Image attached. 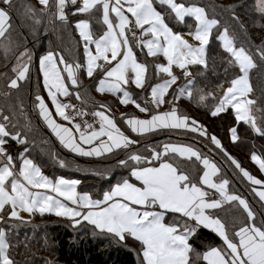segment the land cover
<instances>
[{
  "label": "snow or ice",
  "instance_id": "obj_1",
  "mask_svg": "<svg viewBox=\"0 0 264 264\" xmlns=\"http://www.w3.org/2000/svg\"><path fill=\"white\" fill-rule=\"evenodd\" d=\"M38 4V9L22 4L23 15L35 25L46 18L54 31L57 24L67 28L72 23L82 55L66 58L49 47L39 56L33 79L35 53L26 38L14 39L12 34L11 13L18 11L17 0H0L2 66L14 61L10 76L0 73L4 89L0 96L6 101L0 105V224L8 225L0 226V264H18L14 250L20 243L10 232L14 222L24 221L21 213L29 217L54 213L74 230L89 225L93 236L131 251L136 264H264V178L244 168L221 139L177 103L194 99L195 92L197 103L208 107L211 97L212 117L223 113L234 117L228 128L233 144L241 140V122L264 138V108L258 106L259 97L250 95L251 73L264 67V40L253 43L235 15L240 5L202 6L197 0H38ZM254 10L264 19V0H255ZM225 13L237 28L230 30L229 24L221 23L218 17ZM29 31L35 34L32 28ZM210 39L218 41L223 52L219 95L196 88L195 76L203 75L210 61L215 67V57L207 54ZM84 76L93 80L96 92L111 94L119 105H133L144 117L122 112L117 119L113 107L105 103H93L95 110L86 111ZM25 84L31 89V111L59 145L76 156L112 159L110 168L94 174L107 177L120 169L115 183L109 181L106 190L93 195L78 191V179L44 174L43 165L30 158L31 122L20 123ZM132 86L140 92L134 94ZM13 95L15 103L9 102ZM72 97L80 105L72 103ZM88 116L91 121L85 119ZM161 132L191 142L148 140ZM48 156L61 168L68 166L55 152ZM216 157L231 166V179ZM250 160L264 174V152L256 151L255 145ZM235 180L247 182L258 208L229 190ZM225 205L237 215L222 217ZM203 230L215 234L220 243H204ZM197 242L202 248L195 246Z\"/></svg>",
  "mask_w": 264,
  "mask_h": 264
},
{
  "label": "trees",
  "instance_id": "obj_2",
  "mask_svg": "<svg viewBox=\"0 0 264 264\" xmlns=\"http://www.w3.org/2000/svg\"><path fill=\"white\" fill-rule=\"evenodd\" d=\"M247 1L248 0H240L236 2L241 5L247 3L250 4ZM251 1L254 0H250V2ZM197 2L202 6L212 3L222 5L220 0H197ZM22 4H31L37 9L41 6L38 4V0H17L18 11L14 10L11 13L13 38H26L27 46L35 53L33 62V79L38 75L37 59L39 55L47 51L49 47L62 51L66 58L78 54L82 55V45L78 44L79 36L78 33L74 31L72 23H70L67 28L61 27L57 24L56 31L53 30L52 24H50L46 18L43 19L39 25H35L31 19H28L23 15L24 9L21 6ZM238 9H240V7ZM217 11H219V9H217ZM240 13L239 15L235 12V15L239 17L240 22L247 28V32L251 36L253 43H261V41L264 40V33L261 39L257 40L255 38L257 30L250 29L251 26L248 24L249 22L246 24L243 21L244 18L254 20L256 16H259L253 9L252 3L245 11ZM241 15H243L244 18L241 17ZM218 18L221 19V23L224 21L229 24L230 30L237 28V25L229 18L227 13ZM97 27L98 26L94 23V30ZM30 28L35 30V34L29 31ZM45 28H47V31H45ZM178 30L183 31V26H180ZM207 54L209 57H215V67L212 66V62L210 61L208 69L205 70L204 74L201 76H195L196 70L193 69L196 88L202 89L204 93L211 92L216 94L218 89L217 84L224 79V68L220 63L223 52L222 49L219 48L218 41L210 39ZM141 59H143V57H141ZM148 59L151 60V58ZM4 63L5 61L2 58V54H0V69L3 70L6 68L8 75L10 76V67L14 61L9 59L6 62L8 65L7 67L2 66ZM262 74H264V67L253 70L251 73V84L253 86V91L255 92L254 96L260 98L258 100V106L264 108V78H262ZM229 75H231V73H229ZM82 79L83 84L88 86L87 92L91 93V90L93 89V80L87 77H82ZM2 81L3 77H0V91L4 90ZM30 90V85L25 84L20 93L21 98L24 101V117H20V123L25 124L30 121L33 129L29 135L28 146L30 149V158L42 164L43 172L49 177L67 176L78 179L81 181L78 189L80 191H90L93 195L101 189L109 186V181L115 183L116 179H118L121 174L120 169H114L107 177H101L98 175L96 177L93 176L96 171H104L105 168H110L114 163L113 160L107 161L105 159H95L93 162L101 164V169H94V171L88 170L81 173L79 167L75 169L76 165L68 164L67 167L61 168L58 163L53 162L49 158L48 153L55 152L57 157L58 154H60L64 160L68 161L73 153H65L62 147V149H60L55 137L51 135L47 127L43 125V122L31 111V98L28 95ZM131 91L134 94L140 92V90L133 87L131 88ZM94 94L95 92L93 91V95ZM93 95L88 97V103L83 105L91 111L93 103L97 105L100 104L98 98L96 96L93 98ZM111 101L115 104L114 100ZM9 102L15 103V95L9 98ZM5 103L6 101L4 97L0 96V105H4ZM177 103L181 110L196 118L200 123L207 127L210 133L215 134L221 139L227 151L234 156L244 168L248 169L254 175H257L258 178H264V174H260L258 168L250 160V153L253 150V145H255L256 151L264 152V138L253 135L247 125H244L243 122H241V125L239 126L241 140L233 144L230 141L228 128L234 124V117L228 113H223L219 117H212L208 111V107H211L213 103L211 97L206 101L208 107L198 104L196 98L192 100L181 98ZM127 113L133 112L129 111ZM25 117L27 119H25ZM158 138H161V140H159L161 142L169 139L173 142H191L182 135L178 136L175 133L165 134L162 132L154 135L149 141H158ZM45 141H47V143H45ZM11 149L15 155L17 146L14 143L11 145ZM216 160L221 165L222 169L227 170L226 174L231 179V166L220 157H216ZM185 166H190V164L186 162ZM83 176L87 177H84L82 180ZM246 183L247 182L235 180L229 190L237 191L239 194L244 195L249 200L250 204H253L255 208H258L259 205L255 203V200L258 198H254L253 194L249 192ZM94 186H97V189L92 191L91 189ZM220 215L227 219L230 216L237 215V212L235 209H231L229 205H225L223 210H220ZM5 226L6 228L8 227L6 224ZM10 236L14 238V242L20 243V246L14 250V255L18 264H46V260L52 261L53 264H136L135 256L131 251H128L122 246L111 243L103 237L93 236L91 226L85 225L83 228L78 226L77 229L74 230L67 219L53 217L52 215H40L37 213L32 215L29 219H24L23 222H14ZM200 236L204 243H211L213 245L220 243L215 234L210 233L208 230H203ZM26 237L28 238L27 240H25ZM25 244H27V247H25ZM195 246L199 249L202 248L203 245L197 242Z\"/></svg>",
  "mask_w": 264,
  "mask_h": 264
},
{
  "label": "rangeland",
  "instance_id": "obj_3",
  "mask_svg": "<svg viewBox=\"0 0 264 264\" xmlns=\"http://www.w3.org/2000/svg\"><path fill=\"white\" fill-rule=\"evenodd\" d=\"M221 1V3H222V5H227V4H236V5H240V9H238L236 12L239 14L240 12H243V11H245L248 7H249V5L252 3V7H253V9H254V4H255V0L254 1H251L250 2V0H248L247 2H249L250 4H245V5H241V4H237V2L236 1H240V0H220ZM246 1V0H245ZM251 9V8H250ZM248 11H250V10H248ZM241 14V13H240ZM239 14V15H240ZM241 17H243V15H241ZM244 18V17H243ZM250 18H244L243 19V21L247 24V22H249L248 24H250V29H256L257 30V34H256V39L257 40H260L261 39V37L263 36V33H264V28L263 27H257L256 26V24L258 23V24H260V25H263V23H264V19H261L259 16H256L255 17V19L253 20V19H250ZM189 22L191 23V21L189 20ZM223 23L222 24H224L225 22L224 21H222ZM146 51V50H145ZM46 52V51H45ZM45 52H43V53H41L40 55H42V54H44ZM39 55V56H40ZM38 68H39V57H38ZM10 69H11V67H10ZM4 72H7L8 73V71L6 70V68H4L3 70L2 69H0V73H4ZM178 84H182L183 83V81H178L177 82ZM133 88H135V86H132ZM173 87H175V85L173 86ZM224 87H227V84H225L224 85ZM169 92H171V89L169 90ZM216 94H220V90L219 89H217V93ZM254 94H255V92L253 91V93H251L250 95H252V96H254ZM45 95H46V93H45ZM193 95H194V98H196V93H193ZM62 99H64V98H62ZM103 100H105V99H103ZM118 101V100H117ZM258 103V102H257ZM112 107H113V112L115 113V115H117V114H119L120 115V113H127V112H133L134 111V113L137 115H140V113L138 112V110L134 107V108H132L131 106H127V107H123V106H118V105H111ZM260 107V106H259ZM144 115V114H143ZM259 113H257V116H258V118H259ZM44 125V124H43ZM152 137L153 136H150V137H148V140L149 139H152ZM158 141L159 140H161V138H158L157 139ZM151 142L152 143H155V142H157L156 140H151ZM57 144L59 145V143L57 142ZM60 146V145H59ZM60 149H62L61 148V146H60ZM64 151H65V153L66 152H68V153H70L69 151H67L66 149H64ZM71 154V153H70ZM62 155H60V154H58V159H64V158H62L61 157ZM71 156L72 157H70L69 159H68V161H66L69 165H76V167H75V169L77 168V167H79L80 168V171H81V173H83V172H86V171H88V170H91V171H94V169L95 170H97V169H101V164H97V163H94L93 161L95 160V159H99V160H101V159H103V158H96V157H80V156H76V155H74V154H71ZM106 160V159H105ZM110 160H112V159H107V161H110ZM98 163H101V162H98ZM43 171V170H42ZM45 174V173H44ZM88 176V175H87ZM87 176H83L82 177V180H83V178L84 177H87ZM93 176H97V175H93ZM57 177V176H56ZM62 177H64L65 179H74V178H70V177H67V176H62ZM50 178H54V177H50ZM86 181H88V180H86ZM81 184V183H80ZM79 186V185H78ZM95 188V189H94ZM97 189V186H94L91 190L92 191H95ZM78 191H80L79 189H78ZM82 191H87V190H82ZM88 192H90V191H88ZM90 193H92V192H90ZM21 215L24 217V219L26 220V219H29L30 217H29V215L27 214V213H21ZM44 215H52L53 217L55 216V217H57L54 213H45ZM58 218H63V217H58ZM66 219V218H65ZM0 226H3V227H6L5 226V224H0Z\"/></svg>",
  "mask_w": 264,
  "mask_h": 264
},
{
  "label": "crops",
  "instance_id": "obj_4",
  "mask_svg": "<svg viewBox=\"0 0 264 264\" xmlns=\"http://www.w3.org/2000/svg\"><path fill=\"white\" fill-rule=\"evenodd\" d=\"M84 77L86 78V76H84ZM92 87H93V89L91 90V93H88L87 98H88V97H91V96L93 95V91H94L95 94L93 95V98H95V96H96V97L98 98V100L100 101V103H105V104H108V105H115V104H116V105H119V102L117 101L116 97L112 96L111 94H109V93L100 94V93L96 92V91H95V84H94V82H93ZM64 99H67V98H64ZM103 99H105V100H103ZM71 100L74 101L75 98L72 97ZM111 100H114L115 104H114L113 101H111ZM119 106H122V105H119ZM127 106H131L132 108H134L133 105H127ZM127 106H123V107H127ZM92 110H95V109L92 108ZM138 112H139V111H138ZM133 113H134V111H133ZM134 114H135V113H134ZM115 116H116L117 119H119V116H120V115L117 114V115H115ZM137 116H139V117H141V118L144 117V115H143L142 113H140V115L137 114ZM108 187H109V186H107V187H105V188H103V189L106 190Z\"/></svg>",
  "mask_w": 264,
  "mask_h": 264
},
{
  "label": "built area",
  "instance_id": "obj_5",
  "mask_svg": "<svg viewBox=\"0 0 264 264\" xmlns=\"http://www.w3.org/2000/svg\"><path fill=\"white\" fill-rule=\"evenodd\" d=\"M71 102L72 103H75V104H77V105H80V102L79 101H76V100H71ZM83 106V105H82ZM84 107V106H83ZM84 109L86 110V111H91V110H89V109H87L86 107H84ZM85 119H88L89 121H91L92 120V117L91 116H88V117H85Z\"/></svg>",
  "mask_w": 264,
  "mask_h": 264
}]
</instances>
